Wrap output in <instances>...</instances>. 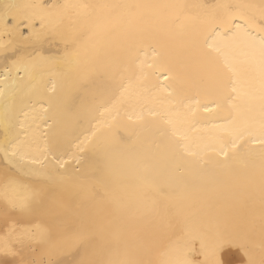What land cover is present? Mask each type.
<instances>
[{
    "label": "snow or ice",
    "instance_id": "1",
    "mask_svg": "<svg viewBox=\"0 0 264 264\" xmlns=\"http://www.w3.org/2000/svg\"><path fill=\"white\" fill-rule=\"evenodd\" d=\"M10 18L25 42L50 38L64 49L57 58L17 61L38 78L59 77L57 115L37 123L22 96L0 113V264H264V0L4 3L0 24L8 35ZM21 26L29 30L26 37L17 31ZM144 47L152 49L153 63L138 60ZM145 66L174 81L169 96L189 102L148 109L159 118L152 121L142 110L129 115L145 134L142 141L121 137L124 126L115 118L99 136L98 126L82 144L102 149L99 159L87 174L70 178L56 152L69 141L73 123L89 113L94 78L106 77L121 100L142 104L155 97ZM133 68L139 69L135 80L128 75ZM221 111L225 122L211 144L194 148L177 127L195 129L198 113ZM141 149L175 160L179 178L146 173L143 190L128 183ZM116 154L123 165L110 173ZM191 163L197 172L186 178L183 168ZM90 184L103 194H67L87 192ZM115 190L145 204L122 227L95 203ZM73 250L80 259H59Z\"/></svg>",
    "mask_w": 264,
    "mask_h": 264
},
{
    "label": "bare ground",
    "instance_id": "2",
    "mask_svg": "<svg viewBox=\"0 0 264 264\" xmlns=\"http://www.w3.org/2000/svg\"><path fill=\"white\" fill-rule=\"evenodd\" d=\"M100 2H162V0H0V5L4 3L63 4ZM188 2L197 3L202 2V0H188ZM226 2L237 3L241 2V0H226ZM249 2L259 3V0H249ZM8 23L11 35L5 34L2 24H0V94H2L0 95V113L3 112L5 104H11L13 100L22 96L26 101L23 105L24 110L30 114V119L31 117H36L37 123H43L48 116L55 117L57 115V102L61 99L59 77L55 74H50L38 78L35 73L29 74L26 66L18 65L17 61L21 57L29 58L32 56L57 58L63 55L64 46L50 38L37 43L25 42L17 32L12 30L13 21L11 18ZM16 23L21 22L16 21ZM34 23L38 29L39 20L37 19ZM17 31L22 32L23 36L26 37L29 30L27 27L21 26ZM5 45H7V51L4 50ZM138 60L144 61L146 64L153 63L152 49L144 47L138 53ZM144 71L151 74L146 83L155 92V97L149 98L142 104H130L121 100L119 91L115 89L112 81L106 77L98 75L94 78V81L90 84L94 102L90 105L89 113L86 116H81L78 121L73 123V131L69 141L56 152V156L61 160L67 161L61 171L67 170L70 178L87 174L90 170V162L99 159L102 149L93 148L92 144H82L87 137L92 136V133L97 131L98 126L100 131L97 132V136L105 131L103 124L113 122V118H115L116 123L124 126L119 133L121 137L124 139L131 137L133 142L142 141L145 134L138 129L136 121L129 120V115L134 116L142 110L145 121H152L159 118L149 116L147 114L148 109L164 110L170 106L166 103L167 101H173L177 106L186 105L189 102V97L187 96L181 94L168 95L169 90L175 91L176 88L171 78L165 80L154 68L145 66ZM138 72L139 69L133 68L128 75L135 80V74ZM157 76H159V79H157ZM5 77H7V80ZM54 83L56 84V89L55 91H50ZM49 98H52L51 103ZM161 101L165 103H160ZM46 108L48 109L47 112L45 111ZM20 118L23 119L24 117L21 115ZM224 118L225 113L222 111L219 114L200 112L195 118L197 122L195 129L190 128L188 125H177V127L188 136L189 141L195 148L197 145L203 146L213 142L212 138L218 134L216 126L223 124L225 122ZM164 127L167 126L165 125ZM78 145L84 147L83 152L78 150ZM74 154L83 157V159L77 163L75 159L71 158ZM137 159V166L128 168L127 179L128 183L139 185L140 188L138 190H143L141 180L146 173L153 178H158L162 173L174 179L179 178L175 173L176 161L172 158H164L141 149ZM185 160L192 161L193 158L185 157ZM122 165V158L119 154H116L110 173L119 172ZM196 172L197 166L195 163L186 164L183 168L184 177L186 178L194 177ZM94 189L103 194L99 184L88 185L87 192L69 189L67 194L75 199H83L90 197ZM95 203L99 211L113 218L117 227L134 222L145 208V204L138 201L135 196L121 190L112 191L110 198L104 201H95ZM81 255L82 253L77 255L75 250H73L60 256L59 259L74 261L80 259ZM0 259L4 258L0 257Z\"/></svg>",
    "mask_w": 264,
    "mask_h": 264
}]
</instances>
